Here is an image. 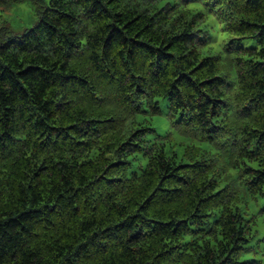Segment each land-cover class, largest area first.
<instances>
[{
    "label": "trees",
    "instance_id": "1",
    "mask_svg": "<svg viewBox=\"0 0 264 264\" xmlns=\"http://www.w3.org/2000/svg\"><path fill=\"white\" fill-rule=\"evenodd\" d=\"M30 1L0 28V264H264V0Z\"/></svg>",
    "mask_w": 264,
    "mask_h": 264
},
{
    "label": "rangeland",
    "instance_id": "2",
    "mask_svg": "<svg viewBox=\"0 0 264 264\" xmlns=\"http://www.w3.org/2000/svg\"><path fill=\"white\" fill-rule=\"evenodd\" d=\"M48 0H46L47 2ZM196 9H204L206 12V25L208 30L211 32L210 43L208 44L206 51L215 54L219 53L222 49L224 42L227 41L228 35L221 31V24L216 20L215 16L212 12L206 11V7L203 4L195 2L191 4ZM36 11L35 6L32 4L30 0H22L18 3H12L10 5H0V28L6 27L9 32L12 34H21L26 29H30L36 23ZM210 28V29H209ZM249 42L254 43V40L243 39L239 41H235V44L247 45ZM162 104L163 114L161 116H153L149 117L153 128L156 130L157 135L164 136L170 131V126L166 117L164 116V110L166 107V101ZM192 143L189 140H184L180 137H175L170 143H168L167 147L171 146L172 150H175L178 154L181 153L184 145ZM198 145H202L206 147L205 143H197ZM258 207L254 208V212H258ZM257 230L259 232V236H264V217L262 215L258 216L257 219Z\"/></svg>",
    "mask_w": 264,
    "mask_h": 264
}]
</instances>
